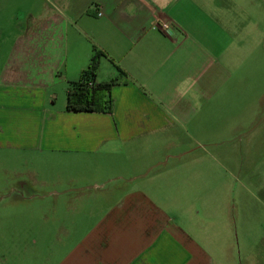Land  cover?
I'll use <instances>...</instances> for the list:
<instances>
[{
    "label": "crops",
    "instance_id": "obj_1",
    "mask_svg": "<svg viewBox=\"0 0 264 264\" xmlns=\"http://www.w3.org/2000/svg\"><path fill=\"white\" fill-rule=\"evenodd\" d=\"M1 11L14 23L3 31L0 16V39H13L0 45V153L116 184L57 264H264V92L226 65L218 0H0ZM95 52L96 83L120 78L111 112H67ZM210 158L227 174L210 175ZM234 243L248 246L239 260Z\"/></svg>",
    "mask_w": 264,
    "mask_h": 264
},
{
    "label": "rangeland",
    "instance_id": "obj_2",
    "mask_svg": "<svg viewBox=\"0 0 264 264\" xmlns=\"http://www.w3.org/2000/svg\"><path fill=\"white\" fill-rule=\"evenodd\" d=\"M218 2L219 17L224 23L220 39L225 47L223 59L230 68L239 66L240 79L253 78L256 92L261 94L264 92V0ZM1 12L3 31H8L14 22L9 12ZM12 40L4 36L0 45H10ZM207 147L216 158L218 147L211 144ZM209 173L226 175L227 171H222L210 158ZM115 185L72 167L34 163L30 155L0 153V264H46V261L57 264L73 243L90 232L109 202L117 199V196L106 199L101 196ZM230 205L233 209L232 197ZM237 208L242 207L237 205ZM248 233L245 228L242 231L238 228L234 235L243 238ZM210 235L217 237V230H210ZM234 244L232 255L239 260V250L243 254L248 246ZM213 264H217L215 258ZM242 264L247 263L242 261Z\"/></svg>",
    "mask_w": 264,
    "mask_h": 264
},
{
    "label": "trees",
    "instance_id": "obj_3",
    "mask_svg": "<svg viewBox=\"0 0 264 264\" xmlns=\"http://www.w3.org/2000/svg\"><path fill=\"white\" fill-rule=\"evenodd\" d=\"M102 56L95 52L88 67L81 71L78 81L70 84L66 97L67 112H111L110 90L120 83V78L96 83V70Z\"/></svg>",
    "mask_w": 264,
    "mask_h": 264
},
{
    "label": "built area",
    "instance_id": "obj_4",
    "mask_svg": "<svg viewBox=\"0 0 264 264\" xmlns=\"http://www.w3.org/2000/svg\"><path fill=\"white\" fill-rule=\"evenodd\" d=\"M100 15V14H99ZM152 29L154 30H158L164 34H166L169 29H170V24L168 23H164V22H161L159 21L158 19H155L152 23Z\"/></svg>",
    "mask_w": 264,
    "mask_h": 264
}]
</instances>
